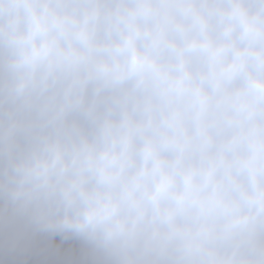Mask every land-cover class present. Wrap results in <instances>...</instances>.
I'll return each mask as SVG.
<instances>
[{"label":"clouds","instance_id":"9594fccd","mask_svg":"<svg viewBox=\"0 0 264 264\" xmlns=\"http://www.w3.org/2000/svg\"><path fill=\"white\" fill-rule=\"evenodd\" d=\"M0 264H264V0H0Z\"/></svg>","mask_w":264,"mask_h":264}]
</instances>
